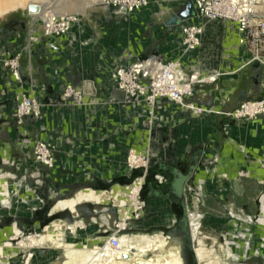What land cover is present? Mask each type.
Instances as JSON below:
<instances>
[{
    "label": "rangeland",
    "instance_id": "obj_1",
    "mask_svg": "<svg viewBox=\"0 0 264 264\" xmlns=\"http://www.w3.org/2000/svg\"><path fill=\"white\" fill-rule=\"evenodd\" d=\"M5 1L0 0V5ZM66 1L73 3L74 0H61L64 8H56L55 11L75 15L71 12L76 8L64 5ZM186 2L149 0L144 9L148 11H140L138 15L143 14L135 18L129 13L118 17V12H114L116 7L111 11L96 0L94 6L87 7L80 14L81 25L85 28L80 30L74 27L62 38L47 35L42 20L35 18V12L29 14L27 7H19L0 16V33L11 29L21 32L30 29L31 33H39L44 45L40 55L45 58L42 66L45 75L40 76L36 74L40 66L37 65L36 55L29 57L27 53H20L21 70L24 69L28 75L21 82H26L27 86H13L11 99L0 95V157L5 162L13 159L10 162L12 165L4 161V164H0V175H5L2 180L5 183L12 180L14 184L11 182V187L18 193L8 202H0L3 208H25L24 212L18 210L14 214L20 217V221L15 218L13 223L0 224V264L10 261L15 264H54L59 254L50 245L26 250L19 244L24 237L40 233L49 238L54 234L53 239L60 242L66 228L53 231L55 222L75 223L81 219L85 222L84 229L72 233L73 239L70 241L75 248L67 252L62 264H86L98 251V239L113 235L116 226L123 221L119 207L113 201L93 202L90 207L82 204L81 215L78 213L73 221L67 215L70 214L67 209H64L67 210L64 215L51 213L53 205L72 199L71 196L79 189L110 192L115 185L131 187L142 176H133L136 168L154 169L161 161L175 162V157L168 156L166 152L174 149V154L179 150V153H183L182 149L201 144L205 145V157L203 153L188 182H184L189 221L201 222L205 231L203 240L207 255L199 264H257L252 261L257 255L264 262V124L257 123L264 117V111L258 112L253 106L255 110L252 109L245 116L235 114L239 110L249 109L252 103L260 106L258 103L264 102V63H248L250 54L239 45L236 33L224 35V21H214L217 22L215 31L208 35L209 44L202 49V54L196 50L193 56L195 49H192V54L189 51L180 57L183 50L178 26L170 27L165 21L181 10ZM78 9L81 10L77 7L76 11ZM199 21L203 22L201 19ZM49 40L54 42L49 44ZM154 55L163 61L180 59L182 71L189 76L194 75L195 71L208 76L212 73L204 71L227 66L237 65L241 68L229 72L234 74H221L214 80L208 79L195 85L194 94L185 98V104H195L206 110L195 112L188 106L164 100L155 106L153 112L151 104L143 98L126 102L118 97L120 93L112 91V74L120 67L143 61L146 56L151 59ZM191 58L197 59L195 63L189 61ZM30 60L33 65H27ZM45 62L49 64L45 65ZM54 70L61 71L62 77L60 75L61 79L57 78V81L67 82L63 90H58L52 83L50 77ZM216 72L217 75L221 73ZM256 73L259 75L255 76ZM30 77H33L31 82ZM142 80L150 84L151 78L144 76ZM90 82L98 88L96 95L83 92L80 101H75L73 96L66 99L69 85L77 90ZM4 89L8 95L6 87ZM23 92L42 104L44 115L40 120L24 118L19 122L13 116L17 113ZM199 123L205 126L201 132L194 127L184 132L183 128ZM14 128H17L16 134ZM46 141L52 142L55 147V152L50 149L53 167L36 161V147H42L45 153L48 150ZM62 141L66 149L65 157L62 149L55 146ZM6 152L10 153V157ZM133 153L139 156V164L128 172L129 157ZM186 153L180 159H184ZM149 159L153 164L146 167ZM156 176L160 178L161 174ZM246 178L251 185L255 184L254 188L246 187ZM97 180L107 181L108 184L92 187L98 183ZM23 181L25 186L19 187L18 184ZM38 186L49 189V200H54L53 203L40 196L36 190ZM54 189H63V192L56 193ZM128 196L131 198V193ZM38 201H42V204L34 209L33 204ZM141 202L145 210L147 203L144 200ZM163 210L167 216L171 215L170 208L169 211L167 208ZM157 212L151 211L129 219L131 223H138V228L131 226L123 233L150 236L161 233L170 237L161 227H157L160 225L155 220L160 215ZM174 249L159 246L152 251L151 257L155 262L158 258L163 262L165 257L171 258L168 252ZM227 249L238 254V257L229 256Z\"/></svg>",
    "mask_w": 264,
    "mask_h": 264
},
{
    "label": "bare ground",
    "instance_id": "obj_2",
    "mask_svg": "<svg viewBox=\"0 0 264 264\" xmlns=\"http://www.w3.org/2000/svg\"><path fill=\"white\" fill-rule=\"evenodd\" d=\"M74 1L76 3H74ZM74 1H73V3L66 1L65 2L66 4H64V5H68V7H70V8H76L77 9V7H79L81 9V10L78 9L79 11L78 10L76 11V9H74L75 11H73L71 13L75 14V15H71V14H66V13L61 14L62 12L59 13V12L55 11L56 8H60V9L64 8L61 0H50V2H47L45 0H6L4 3H2L0 5V16L3 15L4 13H7L11 10H15L19 7H28V5L30 3H35V4L39 5V9L35 11V15H36L35 18L38 20H42L41 23H43V21L46 22V21L51 20L50 9H52V8H53L52 10H54L53 12H55V15H59V16L71 15L72 17H71V22H70L69 31H68V33H69L73 29L74 25H77L80 23V19H81L80 14H82L87 7H91V6H94V4H96L95 3L96 0L95 1H92V0H79V1L74 0ZM99 2L101 4L108 6L109 8H114V4L111 2V0H99ZM193 3L195 6V9L197 11L195 2L193 1ZM146 6H144L143 8H145ZM143 8H141L140 10H134V11H130L127 13H131V14L136 13V12L139 13ZM263 8H264V5H263ZM144 11L147 12L148 10H144ZM141 14H143V13H140V15ZM197 15H198V11H197V14L195 16H197ZM191 20H192V17H191V19L189 18L188 22ZM214 21H218V20H208V21L204 20L203 22H200V24L203 27L202 36L204 35L206 25L209 24L210 22H214ZM225 24H227V23H225ZM202 36L199 39L200 43L195 47V49H197L200 45H201V47L207 48L209 41H205V37H204V40L202 42V39H203ZM238 41H239V39H238ZM188 51H191V50L189 48L187 49L183 46V52L186 53ZM202 53H203V51L201 50V54ZM250 58L251 57H249L248 59H250ZM171 61H172V64H174V65H158V63H155L152 61H147V62L143 63V64H147V65H133L132 66V68H133L132 72H134L133 76L132 75L127 76V73H126V71H124V68L120 69V70L117 69L112 74V78L114 81L113 86L116 87L115 90H120V91L124 92V98L123 99H125V100L127 99L128 101H131V100L137 99V98L145 99L148 103L151 104L152 111L154 112L153 109L155 108V106H157V104H159L161 101H163L162 95H164L165 93L161 92V89H160L161 86L163 85V83H164V85L165 84L175 85L174 88L177 89V92L182 94L181 96L179 95V97H176L177 98V104H181L184 107L188 106L187 108H190V110L193 109L195 112L206 110L202 107L196 106L195 104L186 105L185 104V98L189 97L188 95L194 94L196 84L201 83V82H205L208 79L214 80L221 73H219L217 75V72L215 71V73L208 74V76H209L208 77V76H203V74L200 73L199 71H195L194 75L189 76V75L185 74L184 71H182V68L180 65L181 64L180 59L171 60ZM146 75H150L153 78V83L151 85H146L142 81L141 77L146 76ZM126 76H127L128 80L119 82L120 80L125 79ZM161 82H163V83H161ZM71 87L72 86L69 85L66 89V91H67L65 94L66 99L70 98V96H73V97H75V101H80L84 96L83 95V92H84L83 89L78 88L77 90H73V89H71ZM97 91H98V89H97ZM150 91H153L152 94H150L151 93ZM84 94L90 95V94H87L85 92H84ZM32 99H33L32 105L27 107L23 111V113L21 111L17 110L16 115L18 118H16V119L19 122L23 121L24 118H27L28 120H30V118L34 119V118H37L39 116L40 111L42 110V104H40V101H38L36 98H32ZM252 104H251L249 109H244V110H239V111L237 110L238 112H235V114L238 113L239 116H245V114L251 113L252 109L255 110L253 108V106L256 108V110L258 112L264 111V102L258 103V105H260V106H257V103H255L253 105ZM245 107L248 108L247 106H245ZM259 107H261V108H259ZM46 142H47L48 150H46L45 153H43L44 149L42 147H36L37 148L36 149V154H37L36 161H38L40 163H44L45 166L53 167L54 166L53 165L54 161L52 159L53 154H52V152H50V149H52V151L55 152V150H54L55 147H54L52 142L51 143H48V141H46ZM60 144L63 145V141ZM6 153L8 156L9 155L8 152H6ZM38 155H40V156H38ZM9 157H10V155H9ZM6 162H8V163L13 162V159L6 160ZM136 164H139V156L133 153L129 157L128 172H131L132 168H134ZM151 164H153V161H151L149 159V161H147V163H145V166L149 167V166H151ZM136 169H138V168H136ZM148 169H150V168H146L145 170L149 171ZM4 177H5V175H0V179H1V182H0V201L6 203V202L10 201L15 194H18V193L14 192L13 188L11 187L12 180H10L9 183H8V181H7V183L2 181L5 179ZM142 178L144 180V178H145L144 175H142ZM143 180L141 178H139L137 180V182L131 187H126V186L121 187V186L115 185L111 188L110 192L96 191V190L86 188V189H83V190L79 191L78 193H76V195L72 199L58 201L56 204L53 205V207L51 209V213H56V212H60L64 209H67L68 212H70V219H72L73 221H75V218L78 217V207L82 205L80 203L83 201H85V203L86 202H89V203H93V202L94 203H107L109 201H113L119 207V213H120V216L123 218L122 219L123 221H121L116 226L117 229L113 235H118L122 241V245H121L120 250L117 252H113L112 254L110 253L108 255V257H106V258L101 257L100 248L104 245H108V240L110 238V235L108 237H100L98 239V242H99V246L97 247L98 251L95 253V255L93 254L94 256L91 257L90 260L86 264H183V259L180 255V243L177 240H173L170 237L163 236V235H161V233H156V235H153V236H150L147 234L123 233V230L128 229L131 226L133 228H138V223H131V221H129V219L135 218V217L138 218L143 213L148 214L151 211H153V212L158 211L157 213L160 214L157 217V219H155L157 221V223H160L159 227H161L163 225L170 226L174 221L172 214L168 215V216H167V214H164L163 209L167 208V203L165 201H163V200H150L152 198H148V200H145L142 197V195H143L142 191H141V198L139 197L140 196V190H142L141 186H142ZM247 180L248 181L246 183V187L247 188H250V187L254 188V184L251 185L249 182L250 180L249 179H247ZM24 183H25V181L20 182L18 184L19 187L25 186ZM38 188H39V186H38ZM253 188H251V189H253ZM54 191L57 193L60 192V190H56V189H54ZM64 192H66L65 189H64ZM129 193H131V198H129V196H128ZM49 198H51V196ZM140 199L144 200L145 203L147 202V205L145 204V208H146L145 210H143L144 203L141 202L142 200L140 201ZM48 201H51V200H48ZM41 204H42V201H38L35 204H33V206H34L33 208L36 209L37 206L39 207V206H41ZM0 205H1L0 206V210H1V208H3V204L0 202ZM24 209H25L24 207L22 208V207L10 206L7 208H3L2 209L3 211L1 213L4 216L10 214V216L18 218L14 214L18 213V210L24 212ZM134 214H136V215H134ZM84 224H85V222L83 219H81L75 223H66V224L65 223L62 224L61 222H55V224L53 226L54 227L53 231H56V230L60 231L63 227L66 228V233L64 235H62V241L57 242L55 239H53V237L56 236L54 234L51 236V238H49V237H47L46 234L40 233V234H36V235L34 234V235H29V236L24 237L23 240L21 241V243L19 244V246L22 249L27 250L28 248H31V247H35L36 249L37 248L40 249V248L48 247V245H50L51 247L55 248L59 254L58 256H56L57 258L55 259L54 264H62L63 259H65L64 257L67 254V252L70 251V249L75 246V244L70 241L71 239H73L72 233L75 234L76 232H81L80 229H84ZM17 225H18V222H17ZM146 225L147 224H145V227H147ZM190 226H191V230H192V236L194 239V250H195V253H196V256L198 259V263H199V262L204 261L206 255H207V251L205 249V244H204V240H203V236H204L205 231H204V227H203L201 222H194L193 220H191ZM165 235H168V234H165ZM168 236H171V235H168ZM10 238H12V237H10ZM263 240H264V238H263ZM159 246H163L165 249L166 248L168 249V247H174L175 248L173 251L168 252V255L171 256V258L169 257L170 259L165 257L164 261L161 262V260L158 258L157 262H155L154 258H152L151 255H153L152 251L154 249H157V247H159ZM227 250H228L227 254L229 256H233V257L235 256V258L238 257V254L232 253L229 249H227ZM109 252H110V249L108 248V253ZM124 254H128L129 257L128 258L124 257ZM7 264H15V263L10 261ZM206 264H213V263L209 262ZM261 264H264L263 260H262Z\"/></svg>",
    "mask_w": 264,
    "mask_h": 264
},
{
    "label": "built area",
    "instance_id": "obj_3",
    "mask_svg": "<svg viewBox=\"0 0 264 264\" xmlns=\"http://www.w3.org/2000/svg\"><path fill=\"white\" fill-rule=\"evenodd\" d=\"M111 2L117 9L120 6H125L127 8V12H130L134 10H140L147 5L149 0H111ZM194 2L198 11V15L193 16L192 20L189 22L188 20H184L177 25V30L182 38L181 44L185 48L192 50L195 49V47L200 43L199 39L203 34V27L200 24L199 19L203 21H231L237 25L239 45L248 49L251 57L248 59V63L254 61L264 63V0H194ZM50 11L51 20L46 22L43 21L42 23L45 33L54 37H61L67 34L72 16H59L55 15V12H53L54 10L50 9ZM148 58L149 57L143 58V61L130 63L128 64L130 66L120 67L118 70L124 68L127 76H133L134 72H132V66L147 65L143 64L147 61L158 63V65H174L172 64V61H163L155 55L151 56V59L149 58V60H147ZM3 67L6 70V76L9 80L21 81L22 75L20 53H16L13 56L4 58ZM127 76L125 79H122L119 82L128 80ZM146 76H149L151 81L150 84H144L151 85L153 83V78L150 75ZM174 86L175 85L169 84L164 85L163 83L160 88L161 92L165 93L164 95L161 94L163 96V101L168 100L177 102L176 97H179V95L181 96L182 94L178 93ZM71 89L73 88L71 87ZM150 92V94H152L153 91ZM32 98L33 97L23 92L19 101L20 103L17 106V110L23 113L27 107L32 105ZM121 245L122 241L120 237L118 235H111L108 240V245H104L100 248L101 257L106 258L110 253L112 254L113 252L119 251ZM108 248L110 249L109 253Z\"/></svg>",
    "mask_w": 264,
    "mask_h": 264
},
{
    "label": "crops",
    "instance_id": "obj_4",
    "mask_svg": "<svg viewBox=\"0 0 264 264\" xmlns=\"http://www.w3.org/2000/svg\"><path fill=\"white\" fill-rule=\"evenodd\" d=\"M147 8V7H146ZM119 9V8H118ZM118 9L116 10H114V12H119L118 11ZM144 9L145 8H143L141 11H144ZM110 10L111 11H113V8H110ZM139 13L138 12H136V13H129V15H131V16H133V17H137V15H138ZM117 16L118 17H122V15H121V13L119 14V13H117ZM138 16H140V15H138ZM189 20V19H188ZM219 21V20H218ZM221 22V21H220ZM224 23V31H223V33H224V35H232L233 34V32H235L236 33V35H237V39H238V31H237V25L234 23V22H229V21H224L223 22ZM225 23H227V24H225ZM13 25H14V23H12ZM233 24L235 25V27L233 26ZM214 25V26H213ZM215 25H217V23L216 22H214L213 24H211V25H206V27H205V32H204V35L202 36V42H203V40H204V37H205V41H208V35H210L213 31H215ZM226 25V26H225ZM74 27L76 28H78V29H80V30H82V29H84L85 27L84 26H82L81 25V20H80V23L79 24H77V25H74ZM73 27V28H74ZM235 28V29H234ZM220 29V28H219ZM32 30V29H31ZM72 31V30H71ZM217 31V30H216ZM220 31V30H219ZM31 34L33 35V37H31ZM67 36V35H66ZM56 38H62V36L61 37H56ZM50 39H55V38H51L50 37ZM52 42H54L53 40H49V42H47V43H49V44H51ZM239 42V41H238ZM43 42H42V40H41V38L39 37V33H37L36 31H34V32H32L31 33V31H30V29H29V31H23V32H21V31H16L15 29H11V30H8V31H4V32H2V33H0V95H3L2 97L3 98H5V99H7L8 97H9V99H11L12 98V96H13V89H12V87L13 86H18V85H21V86H23V85H26L27 86V83L25 82V83H23V82H19V81H14V80H12V82H10L9 83V79H8V77L6 76V70L4 69V67H3V59L6 57V56H11V55H14V54H16V53H27V54H29V57H31L30 55L31 54H35L36 56V60H38V63H37V65H40L39 66V68H38V72L36 73L37 75H40V76H43V75H45V69H43V65H44V59L45 58H42L41 57V53H43V51H44V49H43ZM47 46V45H46ZM60 46H61V44H60ZM182 46V50H183V45H181ZM58 48H60L59 46H57ZM201 47V46H200ZM197 48V49H195L194 50V54H193V56L197 53L196 52V50L198 51V52H201V50L202 49H204V47H201V48ZM157 48H159V47H157ZM244 48V47H243ZM245 49V48H244ZM158 50V49H157ZM189 52V51H188ZM188 52H186V53H182V55H180V57H182V56H185ZM191 54H192V51H191ZM40 58H41V60H40ZM30 59V58H29ZM195 60H197L196 58H191L189 61L191 62V63H195ZM49 63L48 62H45V65H48ZM27 65H33L32 63H31V60L27 63ZM30 68H31V66H29ZM241 68V66H237V65H235V66H227V67H225L224 69H215V70H210V71H204V72H206V73H215V71H221V74H227V75H229V74H234V73H229V72H232V71H237V70H239ZM47 69V68H46ZM52 70H50V72H51ZM49 72V73H50ZM66 74H68V69L66 68ZM48 73V72H47ZM21 74H22V78L23 79H26L27 78V74L25 73V71H24V69H22L21 70ZM220 74V75H221ZM61 75V71L60 70H58V71H53V74L51 75V80H52V83L54 84V86H56V88L58 89V90H63L64 89V87L66 86V84H67V82H61V81H57L58 79L57 78H59V76ZM48 76H49V74H48ZM219 76V75H218ZM61 77H62V75H61ZM33 78V77H32ZM31 77L29 78V81L31 82L32 79ZM61 78H59V80H60ZM65 79V78H64ZM69 83V82H68ZM113 83V82H112ZM16 84V85H15ZM59 85V86H58ZM112 85H114V84H112ZM6 87V89H7V91L9 92V94L8 95H6V90L4 89ZM97 87V86H96ZM113 87V89H112V91H114L115 89H116V87L115 86H112ZM98 89V88H97ZM92 96H94V95H92ZM118 97H119V95H118ZM128 100L126 99V102H127ZM132 101V100H131ZM125 102V103H126ZM14 112H16L15 110H14ZM217 112V111H216ZM219 113L221 112V111H218ZM16 114L17 113H14V115L13 116H15L16 118H17V116H16ZM155 114V113H154ZM43 108H42V111H41V114H40V116H38L37 118H34L35 120H37V119H41L42 117H43ZM30 118V117H29ZM251 120H254V119H251ZM251 122H253V121H251ZM262 123V124H264V117L262 118V119H259V121H257V123ZM189 126V125H188ZM195 128V129H197V130H199L200 132H201V130H203V128H205V126L203 125V124H201V123H199V124H197L196 126L195 125H193V126H191V127H186V128H183V130H184V132H186V131H188V130H192V129H189V128ZM190 131H189V133H190ZM14 133L16 134V129L14 128ZM52 140L51 138H48V140ZM57 145H59V146H57ZM61 144H55V146L57 147V149L58 148H61L62 149V154H63V156L65 157V155H66V149H64V147H63V145H61ZM68 147H70V144L68 143V145H67ZM183 147V146H182ZM181 147V148H182ZM172 148V147H171ZM180 148V149H181ZM179 150V149H178ZM183 151H185V150H187V148L185 149H182ZM65 153H64V152ZM180 151V150H179ZM179 151H178V153H176V154H174L173 152H174V149L173 150H171V152H166L167 153V155L168 156H173L172 158H174L175 157V161L179 158V155L181 154V153H179ZM206 151V150H205ZM205 151H204V157H205ZM165 153V154H166ZM8 154L10 155V153L8 152ZM175 155V156H174ZM226 159V158H225ZM229 159V158H228ZM227 159V162H229V164L231 165V163H230V160H228ZM224 160V159H223ZM231 161H232V159H231ZM155 162V161H154ZM167 162H169V161H167ZM224 163H225V161H223ZM175 163V162H174ZM231 167V166H230ZM260 167H258V170L260 171ZM258 171V172H259ZM235 181V180H234ZM241 181V180H240ZM239 181V182H240ZM254 181V180H253ZM244 182V181H243ZM254 184V183H253ZM254 186H255V184H254ZM241 187V186H240ZM84 189H86V188H84ZM88 189V188H87ZM89 189H91V188H89ZM81 190H83V189H81ZM80 190V191H81ZM93 190V189H92ZM152 198H154V199H150V200H163V201H165L166 203H167V201H166V199L165 198H163L162 197V199H160V198H156V197H152ZM149 202V201H148ZM147 203V202H146ZM168 205V204H167ZM169 209V207L167 206V210ZM169 211V210H168ZM171 214H172V211H169ZM172 216H173V218L175 219V217H174V214H172ZM166 226V225H165Z\"/></svg>",
    "mask_w": 264,
    "mask_h": 264
},
{
    "label": "flooded vegetation",
    "instance_id": "obj_5",
    "mask_svg": "<svg viewBox=\"0 0 264 264\" xmlns=\"http://www.w3.org/2000/svg\"><path fill=\"white\" fill-rule=\"evenodd\" d=\"M258 75H259L258 73L255 74V76H258ZM193 147L194 146H191L186 151L181 153L179 155V158L175 161V163L168 162V163L175 165V168L172 172H170V170L168 169H165L164 170L165 176H161L160 178H158L156 177V174L158 173H154L151 177L147 178V180H145L144 178L142 186H141L142 190H140V192L142 191V193L144 194L145 191L151 190V187H153L154 190L159 191L160 194L158 195H163V196H157L156 198L162 199L163 197L166 199L168 203L167 206L171 209V211H173L175 219L172 225L170 226L163 225V226L167 228H171L172 233L174 235L170 236V238L174 237L173 240H177L179 243H181V240L188 239L189 223H190L189 213L187 209L188 199L185 196L184 182H188L190 174H193L194 168L196 167V165L200 163V160L202 159V156L204 155L203 153L205 151L204 144H201L194 148ZM10 152H11V149H10ZM185 152L187 153L184 159H180L181 158L180 156H182V154H184ZM2 158L0 157V164H4L3 163L4 160L2 161ZM5 163L8 164L7 162ZM8 165H12V163ZM177 166H179V168H177ZM11 169L13 170L14 167H11ZM97 181L98 183L95 185L98 187L102 186V184L104 185L105 183L108 184L107 181H101V180H97ZM80 190L81 189L75 192L74 195L78 193ZM60 192H63V189L60 190ZM74 195L71 197H74ZM83 203H85V201L81 202L80 204H83ZM5 216L1 215L0 217V220H1L0 224L2 225L5 224L3 223L2 217H5Z\"/></svg>",
    "mask_w": 264,
    "mask_h": 264
},
{
    "label": "water",
    "instance_id": "obj_6",
    "mask_svg": "<svg viewBox=\"0 0 264 264\" xmlns=\"http://www.w3.org/2000/svg\"><path fill=\"white\" fill-rule=\"evenodd\" d=\"M38 9H39L38 4L30 3L27 7V12L29 14H33ZM118 11H119L118 13L119 14L121 13V15L127 13V9L125 6H120ZM196 14H197V11L195 9L193 0H187L186 4L182 7V9L175 12L172 16H170L165 21V24L172 27V26L178 25L180 22H182L184 20H187V19L195 16ZM156 52H158V51L156 50ZM83 91L87 94H90V95H96L97 94V88L95 87L94 83H91V82H90V84H88V83L84 84ZM115 92L120 93L119 97L121 99L124 98V92L123 91L115 90ZM174 168H175V165L161 161L159 163L158 167H155L154 169L153 168L148 169L149 171H147L143 168L135 169V173L133 174V176L136 177L138 174L144 175L145 180H147V178L151 177L155 172L158 174H161V176H165V171H164L165 169H168V170H170V172H172L174 170ZM177 168H179V166H177ZM187 173H189V172H187ZM91 186L95 187V188L98 187L95 184L91 185ZM36 190L43 199L49 200V189L47 187H45V186L39 187V188L36 187ZM42 191H44V192H42ZM158 194H160L159 191L154 190L153 187H151V190L145 191L144 194L142 195V197L145 200H147V198L163 196V195H158ZM48 202L53 203L54 200H51ZM84 204L88 205L89 207L92 205V203H89V202H86ZM33 213H34V211H33ZM66 213H67V210L58 212L59 215H64ZM78 213H79V215H81V213H82L81 206L78 207ZM67 215H69V218H70V214L67 213ZM2 219H3V223H5V222L9 223L10 221L13 223V220L15 219V217L5 216V217H2ZM20 220H21L20 217H18L16 221H20ZM161 228L163 229L165 234H168L171 236L174 235L172 233L171 228H167V227H163V226H161ZM180 255L183 259V264H199L195 250H194V239L192 236L190 223H189L188 239L187 240H181V243H180ZM124 257L128 258L129 256H128V254H124ZM252 261H253V263H257V264H261V262H262L261 258L258 257V255L253 257Z\"/></svg>",
    "mask_w": 264,
    "mask_h": 264
}]
</instances>
